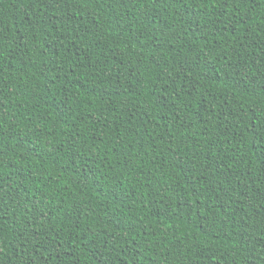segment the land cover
I'll use <instances>...</instances> for the list:
<instances>
[{"label": "trees", "instance_id": "16d2710c", "mask_svg": "<svg viewBox=\"0 0 264 264\" xmlns=\"http://www.w3.org/2000/svg\"><path fill=\"white\" fill-rule=\"evenodd\" d=\"M0 264H264V0H0Z\"/></svg>", "mask_w": 264, "mask_h": 264}]
</instances>
